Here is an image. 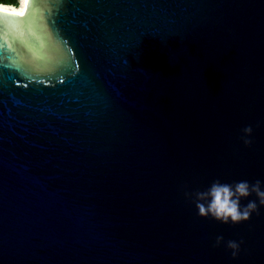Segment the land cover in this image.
I'll return each mask as SVG.
<instances>
[{"label": "water", "instance_id": "water-1", "mask_svg": "<svg viewBox=\"0 0 264 264\" xmlns=\"http://www.w3.org/2000/svg\"><path fill=\"white\" fill-rule=\"evenodd\" d=\"M215 180L264 187V0L0 16V264H264L255 194L235 225L186 195Z\"/></svg>", "mask_w": 264, "mask_h": 264}, {"label": "clouds", "instance_id": "clouds-1", "mask_svg": "<svg viewBox=\"0 0 264 264\" xmlns=\"http://www.w3.org/2000/svg\"><path fill=\"white\" fill-rule=\"evenodd\" d=\"M19 2L21 10L25 8V4L27 6L29 4V0H19ZM13 10L9 6L0 4V16ZM252 131L251 126L243 129L245 135L242 139L246 146L252 144V141L247 138L251 136ZM253 194L258 198L259 206H264V187H262L260 180L251 184L246 180L237 181L234 184L221 183L220 180H215L207 190L186 193V195L195 197L194 203L200 217H210L220 223L232 225L248 221L253 213L259 214V206L255 200H250L246 205H241L242 199ZM223 241V236H218L216 246H219ZM226 246L231 250L233 258L239 254L240 243L229 240Z\"/></svg>", "mask_w": 264, "mask_h": 264}, {"label": "bare ground", "instance_id": "bare-ground-1", "mask_svg": "<svg viewBox=\"0 0 264 264\" xmlns=\"http://www.w3.org/2000/svg\"><path fill=\"white\" fill-rule=\"evenodd\" d=\"M2 5H6V6H9L10 8H13L15 11H20L21 10V5L18 4V5H14V4H5L3 3ZM27 7L23 9L24 13L26 11ZM13 13V11H11Z\"/></svg>", "mask_w": 264, "mask_h": 264}, {"label": "trees", "instance_id": "trees-1", "mask_svg": "<svg viewBox=\"0 0 264 264\" xmlns=\"http://www.w3.org/2000/svg\"><path fill=\"white\" fill-rule=\"evenodd\" d=\"M0 3L18 5L19 4V0H0Z\"/></svg>", "mask_w": 264, "mask_h": 264}, {"label": "snow or ice", "instance_id": "snow-or-ice-1", "mask_svg": "<svg viewBox=\"0 0 264 264\" xmlns=\"http://www.w3.org/2000/svg\"><path fill=\"white\" fill-rule=\"evenodd\" d=\"M27 7V4H25V8ZM15 16H23L24 15V11L21 10L19 12H16L15 10H13V13Z\"/></svg>", "mask_w": 264, "mask_h": 264}]
</instances>
